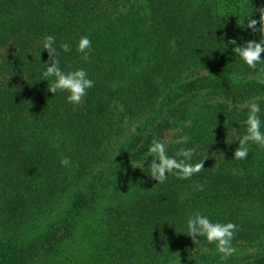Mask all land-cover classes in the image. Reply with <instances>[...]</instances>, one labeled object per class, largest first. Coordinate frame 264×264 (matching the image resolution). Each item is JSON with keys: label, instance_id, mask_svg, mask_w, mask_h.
<instances>
[{"label": "trees", "instance_id": "trees-1", "mask_svg": "<svg viewBox=\"0 0 264 264\" xmlns=\"http://www.w3.org/2000/svg\"><path fill=\"white\" fill-rule=\"evenodd\" d=\"M261 6L0 0V264H264V150L249 142L248 157L234 158L251 102L264 131V64L248 67L228 43L261 39L247 28ZM48 35L56 57L43 49ZM83 36L88 61L77 51ZM53 59L94 81L82 106L48 90ZM172 129L167 154L194 148L190 163L204 169L158 183L148 148ZM183 135L188 143H174ZM196 212L238 225L226 261L186 234Z\"/></svg>", "mask_w": 264, "mask_h": 264}, {"label": "clouds", "instance_id": "clouds-1", "mask_svg": "<svg viewBox=\"0 0 264 264\" xmlns=\"http://www.w3.org/2000/svg\"><path fill=\"white\" fill-rule=\"evenodd\" d=\"M259 12V19L252 18V13L247 16V28L251 29L253 33H260L261 39H251L244 44H237L233 38L228 41L229 44L235 45L232 51L238 55L247 65L252 69H256L258 64H264V6L255 9ZM243 25V24H240ZM259 25V27L257 26ZM244 26V25H243ZM173 49L176 47L175 40L171 41ZM65 52L70 51V45L67 43L60 46ZM43 49H46L49 58L56 57L57 49L55 47V38L48 35L44 38ZM92 42L87 36L80 38L77 51L82 53V59L88 61L91 56ZM44 80L48 81V90L54 94L57 91H66L69 93L67 100L74 108L82 106L84 98L87 95V90L94 86V81L88 78V73L84 69H77L75 71L64 72L59 66V60L53 59L43 72ZM259 83L264 84V67L259 69L258 74ZM52 80L49 83V80ZM261 108L256 102H251L249 105V114L245 120L246 134L239 137V146L234 152V158L237 160L246 159L249 155V142L255 143L262 150H264V131L262 128V121L260 118ZM190 141L187 135L180 136L174 143L186 144ZM148 153L152 157L149 164L150 176L158 183H164L167 180L169 173L177 176L179 179H190L193 175L200 173L204 169V161L198 163H190L195 154L194 148H180L175 157H170L167 154L166 142L158 139H153L151 146L148 148ZM176 157H181L177 159ZM64 167L70 166V158L63 157L60 161ZM133 167H140V164H132ZM203 190V185L198 186ZM239 230L238 225L233 222L220 223L212 222L207 216L196 212L187 220L186 234L192 238L194 242L197 237H205L209 244H215L219 253H221V260L226 261L230 256L236 252L235 247L232 246V241L235 233Z\"/></svg>", "mask_w": 264, "mask_h": 264}, {"label": "rangeland", "instance_id": "rangeland-1", "mask_svg": "<svg viewBox=\"0 0 264 264\" xmlns=\"http://www.w3.org/2000/svg\"><path fill=\"white\" fill-rule=\"evenodd\" d=\"M138 123H133L130 125V130H134L135 126H137ZM176 132V129H172V130H168L166 133H165V136L163 137L162 141L163 142H166V146L171 142L172 140V137H173V134ZM195 250L191 251V253H194ZM184 257V256H183Z\"/></svg>", "mask_w": 264, "mask_h": 264}]
</instances>
